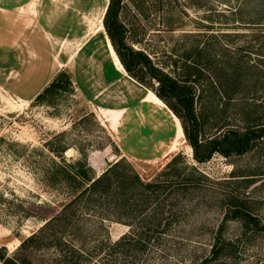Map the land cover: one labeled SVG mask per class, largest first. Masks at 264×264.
Wrapping results in <instances>:
<instances>
[{"label": "rangeland", "instance_id": "obj_1", "mask_svg": "<svg viewBox=\"0 0 264 264\" xmlns=\"http://www.w3.org/2000/svg\"><path fill=\"white\" fill-rule=\"evenodd\" d=\"M107 3L0 0V249L17 257L19 264H46L50 252L18 247L20 237L43 221L38 215H21L18 199L32 203L29 206L33 210L49 213L48 206L37 204L59 198L43 188L38 173L21 156L23 152L38 159L41 151L51 155L47 147H60L62 143L67 146L66 158L80 157L85 152L99 174L111 159L124 154L120 141L137 135L141 123L147 122L153 129L169 127L170 123L182 128L177 115L150 88V83L155 86L157 82L146 76L144 88L112 53L114 47L103 25ZM119 17L127 29L126 43L143 50L158 64L176 60L180 65L185 57L197 60L196 52L202 45L221 52L215 59L222 63H240L243 84L250 89L245 97L224 99L210 88L195 98L201 112L200 138L219 133L225 126H243V107H250L245 111L248 117L264 121V0H123ZM208 51L205 47L201 52L206 55ZM108 61L126 73L121 83L131 98L138 87H143L147 95L152 92L162 101L154 104L158 112L148 114L138 109L139 120L128 110L122 122L127 124L125 131L121 126L118 131H109L96 116L106 112L94 103L96 99H89L105 79L102 69ZM78 66L86 75L80 72L75 79ZM58 70L66 71L70 82L62 89L47 92L41 100L35 99ZM122 93L121 86L108 87L100 94L99 100L105 99L99 104H120V100H126ZM176 138L155 140L150 148V140L142 142L150 158L128 154L137 169L146 173L159 168L171 153L181 151L188 162L208 176L204 185L187 197L188 209L171 230L174 236L158 243L153 234L147 249H132L127 240L118 242L129 226L90 217L82 221L80 230L84 241L81 245L90 254V261L197 264L207 255L217 231L222 230V237L230 244L208 264H264V228L246 224L231 211V202L237 200L256 215V226L264 224V137L255 140L244 153L225 156L214 152L202 162L192 157L185 134ZM128 148L134 149L131 145ZM0 264L5 263L0 260Z\"/></svg>", "mask_w": 264, "mask_h": 264}, {"label": "trees", "instance_id": "obj_2", "mask_svg": "<svg viewBox=\"0 0 264 264\" xmlns=\"http://www.w3.org/2000/svg\"><path fill=\"white\" fill-rule=\"evenodd\" d=\"M122 5L123 0H108L106 5L103 25L109 39L128 74L144 87H147L146 76L157 82L155 86L150 83V88L179 118L196 161H205L214 152L225 156L244 153L255 140L264 137V121L248 117L245 111L250 107H243L240 111L243 126H225L219 133L200 138L201 112L196 108L195 98L210 88L224 99L245 97L250 89L243 84L240 63L237 60L222 63L215 59L221 52L216 53L202 45L196 52L197 60L185 57L180 65L176 60L158 64L143 50L126 43L127 29L119 17ZM205 47L209 49L206 55L201 52ZM69 82L68 73L58 70L35 99L41 100L47 92L62 89ZM174 134L175 126L171 123L169 127L158 129L142 127L137 135L132 134L130 140L124 138L120 141L126 155L111 159L99 174L87 161L85 152L80 157L66 158L64 151L67 146L62 143L60 147H47L51 155L41 151L38 159L23 152L21 156L38 173L43 188L59 198L51 203L37 204L48 206L49 213L33 210L29 206L32 203L18 199L21 215H38L43 219L35 230L20 237L18 247L46 249L50 252L46 264H97L90 261V254L85 253L84 244L81 245L84 242L80 237L81 224L90 217L129 226V231L120 235L118 242L127 240L132 249H147L153 234L158 243L168 241L174 236L171 233L174 225L188 209L185 205L187 197L192 190L201 188L208 176L188 162L181 151L171 153L159 168L146 173L137 169L128 154L150 158L149 150L141 145L142 142L150 140L147 145L150 148L155 140L167 142ZM129 141L132 143H127ZM110 144L117 149L112 140ZM128 145L134 149H129ZM231 203L232 215L239 216L246 224L264 228V224L256 226V215L244 209L240 202ZM77 239L78 243H75ZM229 244L222 237V230H218L207 255L201 257L197 264H208L210 260L217 259ZM0 260L5 264H19L17 257L6 255L1 249Z\"/></svg>", "mask_w": 264, "mask_h": 264}, {"label": "crops", "instance_id": "obj_3", "mask_svg": "<svg viewBox=\"0 0 264 264\" xmlns=\"http://www.w3.org/2000/svg\"><path fill=\"white\" fill-rule=\"evenodd\" d=\"M28 1L30 2V0H28ZM82 44L83 43H81L77 47L76 52ZM111 51L113 53V48H111ZM78 68H79V66L77 68H75V73H74L75 79H76V76L80 77V72L84 73L86 75V73L83 72L82 68L81 69H78ZM102 73L105 76L106 80L103 78L102 84L101 85L99 84V86L97 87L98 89H95V87L93 86V82H91V85L95 89L94 93L91 96H89V93L85 92L83 86H82V90L85 92V94L87 96H89V99H91L92 101H94V99H96L97 101L96 102L94 101V103H96L99 108H101L102 110H104L106 112V115H104L102 113L101 114L97 113L96 116H97L98 120L104 126H106V128L109 131H118L120 126L123 129L122 131H125L127 124L124 125V124H122V122L125 118L124 115H126V112L128 110H129V112H132V113H130V115L132 117L136 118V120H139V118H140L136 112L138 109L144 110L145 112H148V114H150L153 111L158 112V110L154 108V104H156V103L162 104V101L158 97H156L152 92L151 93L153 95L150 98L149 97L150 94L147 95L148 90H147V92L144 91L143 93H141V91H143V87H138L139 89H137L135 96L131 98L129 91L126 90V85L121 83L123 81V79H125L124 74H126V73L124 71H122V69H119V67H115V65H113L111 63V61L104 63ZM114 75H116V76L111 79V76H114ZM108 81H110V82H108ZM77 83H78V81H77ZM112 86H117V87L121 86V88L123 89L122 94L124 96V99H126V100H120V101H122L121 102L122 104L121 103L120 104H110L109 106H104L102 104H99V101L103 102L105 99L104 97H102L103 100L102 99L99 100L100 94H103V90H105L108 87H112ZM99 87H100V89H99ZM144 88H146V87H144ZM138 90H140V91H138ZM97 94H99V95L96 97ZM146 95H147V98H146ZM146 123L147 122L141 123L140 128L147 126V127H150L152 129V126L150 124H148V123L146 124ZM175 125H176V123H175ZM180 128H181V126L179 124H178V127L175 126V134L173 136V140L177 137ZM124 154H125V152H124Z\"/></svg>", "mask_w": 264, "mask_h": 264}, {"label": "bare ground", "instance_id": "obj_4", "mask_svg": "<svg viewBox=\"0 0 264 264\" xmlns=\"http://www.w3.org/2000/svg\"><path fill=\"white\" fill-rule=\"evenodd\" d=\"M113 53H114L115 55H117L114 49H113ZM152 95H153V94H152V93H150L149 97L151 98V96H152ZM183 135H184L183 129H181V128H180V130H179V133H178V135H177V138H176V139H178V140H179V138L183 137Z\"/></svg>", "mask_w": 264, "mask_h": 264}]
</instances>
